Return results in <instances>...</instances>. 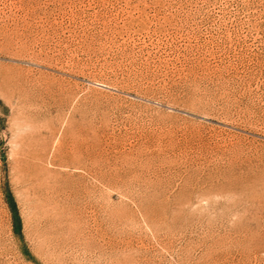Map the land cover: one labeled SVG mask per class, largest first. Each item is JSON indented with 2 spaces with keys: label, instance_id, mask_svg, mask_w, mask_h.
Wrapping results in <instances>:
<instances>
[{
  "label": "rangeland",
  "instance_id": "1",
  "mask_svg": "<svg viewBox=\"0 0 264 264\" xmlns=\"http://www.w3.org/2000/svg\"><path fill=\"white\" fill-rule=\"evenodd\" d=\"M0 264H264V0H0Z\"/></svg>",
  "mask_w": 264,
  "mask_h": 264
}]
</instances>
